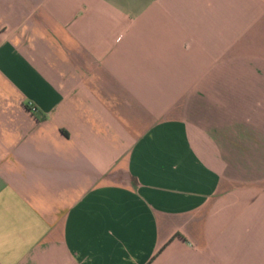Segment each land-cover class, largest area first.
Returning a JSON list of instances; mask_svg holds the SVG:
<instances>
[{"label":"crops","instance_id":"1","mask_svg":"<svg viewBox=\"0 0 264 264\" xmlns=\"http://www.w3.org/2000/svg\"><path fill=\"white\" fill-rule=\"evenodd\" d=\"M0 264H264V0H0Z\"/></svg>","mask_w":264,"mask_h":264},{"label":"built area","instance_id":"2","mask_svg":"<svg viewBox=\"0 0 264 264\" xmlns=\"http://www.w3.org/2000/svg\"><path fill=\"white\" fill-rule=\"evenodd\" d=\"M29 108L31 111H35L37 109L35 104H33L32 102H29Z\"/></svg>","mask_w":264,"mask_h":264}]
</instances>
